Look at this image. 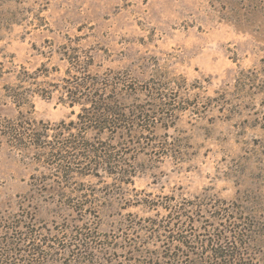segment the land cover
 <instances>
[{"label": "rangeland", "instance_id": "obj_1", "mask_svg": "<svg viewBox=\"0 0 264 264\" xmlns=\"http://www.w3.org/2000/svg\"><path fill=\"white\" fill-rule=\"evenodd\" d=\"M71 60L110 80L129 116L116 128L145 130L88 133L125 176L65 175L7 135V121L48 148L84 135L61 129L80 113L61 99ZM25 219L46 253L82 227L101 247L46 264H209L223 229L248 234L241 253L264 264V0H0V231Z\"/></svg>", "mask_w": 264, "mask_h": 264}, {"label": "trees", "instance_id": "obj_2", "mask_svg": "<svg viewBox=\"0 0 264 264\" xmlns=\"http://www.w3.org/2000/svg\"><path fill=\"white\" fill-rule=\"evenodd\" d=\"M68 63L71 66V72L75 70L79 77L72 76L69 69V80L65 81V85L62 87L64 96L61 99L71 108L79 107L80 113L76 116V121H71L68 126L61 123V129L67 131L78 129L84 132V135L77 138L70 136L67 140H61L59 146L48 148L50 144L48 145L43 141V136L39 134L32 137L28 136L24 127L17 129L15 125L18 123L10 121H7L5 127L9 131L7 135L12 136L14 142L20 143L24 147L31 146L39 150H49V157L52 159L49 165L57 169V172L65 175H71L75 172L71 170L72 167L98 169L106 171L117 178L127 175V164L123 163L122 158H119V155L113 152L115 150L110 151L104 146L96 149L89 146L91 140L88 133L96 132L99 134L98 141L107 142L112 135L117 133L137 135L145 130L124 131L116 128V122L125 123L129 116L121 108L115 107L112 102L116 90L111 84H108L110 80H106L107 83L104 80L100 81L96 77H91V74L87 70L84 71L82 66L79 65L78 60H71ZM35 94L44 99H50L49 96L47 97L39 92ZM11 97L15 106L20 110L25 104L24 94L17 93ZM142 114L138 117L140 120L148 117L142 116ZM27 137L29 140H27ZM85 208L86 206L82 205L81 212L85 211ZM230 219L223 216L218 218V221H230ZM235 220L237 219L235 218ZM11 223L10 228L0 231V264H46V261L53 260L55 255L56 258L60 255H67L73 259L85 260L89 255L91 256L101 249L94 243L95 238L92 236L91 230L82 227L79 231L72 230L66 233L63 246L55 249L54 254L52 252L46 253L43 250L44 245H47V240L30 228L32 222L25 219V222L19 220L16 224ZM222 233L217 239L214 238L208 242V247H212L211 256L207 258L209 264H251L249 257L241 253L248 245L249 235L243 233L242 230L232 232L223 229ZM40 244L42 245L40 246ZM190 244L192 245L190 242H183V245ZM4 249L6 250L4 251ZM169 259L177 264H201L200 260H202L193 258L187 263V260L178 256ZM54 262L57 261L53 260L52 263Z\"/></svg>", "mask_w": 264, "mask_h": 264}]
</instances>
